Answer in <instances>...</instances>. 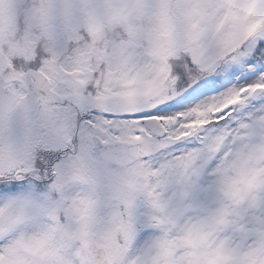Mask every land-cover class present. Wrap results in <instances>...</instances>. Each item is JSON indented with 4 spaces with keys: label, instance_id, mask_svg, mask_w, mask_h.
Returning <instances> with one entry per match:
<instances>
[{
    "label": "snow or ice",
    "instance_id": "snow-or-ice-1",
    "mask_svg": "<svg viewBox=\"0 0 264 264\" xmlns=\"http://www.w3.org/2000/svg\"><path fill=\"white\" fill-rule=\"evenodd\" d=\"M0 264H264V0H0Z\"/></svg>",
    "mask_w": 264,
    "mask_h": 264
}]
</instances>
